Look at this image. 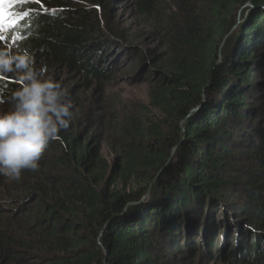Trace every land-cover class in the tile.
I'll list each match as a JSON object with an SVG mask.
<instances>
[{"label": "trees", "instance_id": "1", "mask_svg": "<svg viewBox=\"0 0 264 264\" xmlns=\"http://www.w3.org/2000/svg\"><path fill=\"white\" fill-rule=\"evenodd\" d=\"M123 1L18 3L13 13L29 14L6 31L11 44L0 43V49L30 51L37 69L106 80L112 57L127 42L110 25L112 8ZM130 1L140 24L157 29L167 50L162 59L132 49L156 75L150 106L163 119L120 115L112 126L110 165L85 143L101 116L80 126L81 113L61 129L43 154L48 165L41 172L56 169L60 179L48 180V187L22 174L23 206L35 208L21 221L3 220L0 210V264H155L152 245L178 260L198 249L205 260L264 264V91L254 76L264 11L234 31L241 7H263L264 0ZM0 87L9 91L0 101L11 108L21 86L0 80ZM241 149L253 156V170H237L234 152ZM108 170L111 179L103 185ZM116 181L140 186L118 191ZM234 196L245 201L236 206ZM208 200L213 207L207 211ZM190 233H200L199 241L192 243Z\"/></svg>", "mask_w": 264, "mask_h": 264}, {"label": "rangeland", "instance_id": "2", "mask_svg": "<svg viewBox=\"0 0 264 264\" xmlns=\"http://www.w3.org/2000/svg\"><path fill=\"white\" fill-rule=\"evenodd\" d=\"M201 5L203 4L201 3L198 7H201ZM4 7L6 11H10L7 4H5ZM136 14V9L130 0L120 2L112 8L110 25L116 33H123L126 36L127 42L124 43L123 48L112 57L111 61H114V63L112 67L107 70L109 72V77L106 80L89 81L80 73H67L65 68L45 69L41 67L45 70L44 77H50L58 82L61 88L66 91L68 99L72 101L74 117L70 122L81 118L80 115L83 113L80 126H92L93 123H96V118L101 116L99 124L93 125L98 127H95L87 134L85 143L96 150L97 155L102 159L104 158L108 165H110L113 157L112 136H114V134L112 132V126L117 123V120L119 121L118 117L120 115H148L149 120L154 122L158 119H163L162 114L150 106L149 93L152 84L156 80V75L152 72V68H150L151 65L141 64L140 58L132 53V49L135 48V50L140 51L141 54L146 50L154 51L158 56H161L162 59L167 58V50L162 46L160 32L151 25L140 24V18L137 17ZM3 34L6 35V32ZM10 41L11 39L8 37V39L0 43L4 45L9 43L10 45ZM262 48L263 50H260L258 54L261 65L258 64L257 74L254 76H257L255 80H259L257 81V85L259 88L263 86L264 91V45ZM259 65L261 67H259ZM104 66L107 67V64L101 65V68ZM255 66H257V63H255ZM0 80L21 86V83L17 82L15 74H8L0 78ZM7 92L9 91L6 87H0V93ZM10 109L11 108L4 106L0 101V112H6ZM86 113H88L87 117ZM260 114L261 119L259 121V128L264 129V105L261 106ZM234 153L239 154L234 159V162H236L237 170L240 173L254 169L253 156L248 153L246 149L236 150ZM44 159L45 157L43 155L37 170H25L22 174H28L27 176L33 175V177L36 176L38 180H40L39 182H43L42 185L45 186L48 180L55 179L58 181L61 175L56 169L51 171L49 168H45L44 170H46L47 174L43 176L41 173L42 169L48 165V162ZM22 178L23 176H21L19 181H12L7 177L0 176V210L3 220L14 221L13 219H16L15 221H21L26 216L27 212L29 213L35 208L34 203H27L23 206L25 195L21 185ZM110 179L111 175L108 170L104 175L103 185H106ZM47 186L49 187V185ZM112 186L115 190L125 192L137 190L140 184H136V182L116 181ZM242 200L245 201L244 197L242 199V197L234 196L230 201L237 206L242 203ZM211 205L213 207V202L208 200L206 207L207 211L211 209ZM230 221L233 225L241 228V221L235 219ZM204 224L203 222L199 225L200 232L204 230ZM249 231L252 230L249 229ZM191 234L192 233L188 234L190 241L192 243L198 242L200 233L199 235L196 234V237H192ZM256 235L258 237L259 234L257 233ZM179 236L181 237V235ZM193 245L192 248L194 249L195 244ZM151 250V257L155 260V264H229L224 261V259H220L219 261L216 257L208 256L206 260L201 259L202 255L197 252L198 249L191 254H185L183 260H178V258L172 256L168 250L162 251L155 245H152ZM176 260H178V262ZM239 261L243 262L241 260Z\"/></svg>", "mask_w": 264, "mask_h": 264}, {"label": "clouds", "instance_id": "3", "mask_svg": "<svg viewBox=\"0 0 264 264\" xmlns=\"http://www.w3.org/2000/svg\"><path fill=\"white\" fill-rule=\"evenodd\" d=\"M35 63L28 50L0 49V77L15 74L21 83L12 93L11 109L0 112V176L12 181L39 168L48 145L74 117L66 91Z\"/></svg>", "mask_w": 264, "mask_h": 264}, {"label": "snow or ice", "instance_id": "4", "mask_svg": "<svg viewBox=\"0 0 264 264\" xmlns=\"http://www.w3.org/2000/svg\"><path fill=\"white\" fill-rule=\"evenodd\" d=\"M31 2V0H0V42L8 39L3 33L11 31L13 28L19 26L20 22L25 20L28 12H20L18 14L11 13L5 10V4L8 5L9 10L16 4H24ZM38 2V0H37ZM2 78V77H0Z\"/></svg>", "mask_w": 264, "mask_h": 264}, {"label": "water", "instance_id": "5", "mask_svg": "<svg viewBox=\"0 0 264 264\" xmlns=\"http://www.w3.org/2000/svg\"><path fill=\"white\" fill-rule=\"evenodd\" d=\"M259 9L264 11V6L257 7L252 3H246L244 6H242L238 12L237 26L234 28V31L243 26V24H245L246 21L250 18L251 14Z\"/></svg>", "mask_w": 264, "mask_h": 264}]
</instances>
